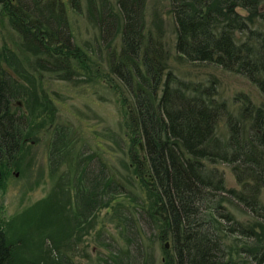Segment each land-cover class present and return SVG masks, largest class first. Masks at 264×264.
I'll return each instance as SVG.
<instances>
[{"label": "trees", "instance_id": "trees-1", "mask_svg": "<svg viewBox=\"0 0 264 264\" xmlns=\"http://www.w3.org/2000/svg\"><path fill=\"white\" fill-rule=\"evenodd\" d=\"M68 3L78 11L79 0ZM144 4L102 0L96 5L89 0L95 40L99 50L105 48L107 67L101 70L72 38L61 0H0V23L6 16L19 36L18 46L32 53L34 69L75 79L94 67L109 82L117 80L120 128L126 137L119 141L144 193L136 194L134 204L126 208L111 204L114 227L125 232L129 242L135 241V249L118 245L114 237L108 243L98 241L105 250L97 264H154L153 244L143 245L139 223L161 243L162 264H264V235L254 228L264 226V207L257 196L264 185V108L243 98L242 106L231 112L225 100L216 97L212 79L177 75L167 66L162 20L155 13L147 25ZM259 5L264 6V0H168L175 58L211 62L240 73L264 94V29L252 26L264 20ZM22 62L17 52L0 46V174L14 162L27 135V114L12 104L25 94L15 86L28 89L15 74L27 83L35 75ZM221 116L226 137L216 132ZM65 133L58 124L48 132L52 170L69 153L63 146ZM78 155L80 162L93 158V152ZM218 162L230 165L239 189L225 186ZM100 171L88 177L79 172L78 180L85 183L80 180L75 192L74 227L121 194L120 181ZM225 202L245 205L258 225L238 222ZM2 224L0 220V264H23L15 261L14 245ZM227 236H236L239 255L247 261L228 252L230 245L223 241ZM53 248L57 256L45 264H74L69 253Z\"/></svg>", "mask_w": 264, "mask_h": 264}, {"label": "rangeland", "instance_id": "rangeland-1", "mask_svg": "<svg viewBox=\"0 0 264 264\" xmlns=\"http://www.w3.org/2000/svg\"><path fill=\"white\" fill-rule=\"evenodd\" d=\"M61 1L72 38L86 50L87 55L92 56L98 68L106 69L105 48L99 50L97 46L96 27L88 12L89 0H79L78 11L70 8L68 0ZM92 1L100 5L102 0ZM107 1L111 5L115 3V0ZM263 7L259 5V10L264 15ZM237 10L244 13L243 9ZM155 13L162 20L168 52L167 66L177 75L188 80L212 79L216 97L225 100L226 107L231 112L242 106L243 98L264 108V94L242 74L211 62L176 59L173 47L174 23L168 11V0H145L144 20L147 25ZM252 26L264 29L263 18ZM117 38L116 35L112 45L117 46ZM18 41V34L5 16L0 23V46H8L17 52L22 63L28 67L27 71L35 74L31 83L15 74L17 80L23 82L28 89L15 86L19 91H25V94L17 96L12 104L27 114L28 129L14 162L6 169L1 168L0 174V220L14 245L15 261L45 264L50 260L49 257L57 256L53 247L58 246L59 250L71 255L74 264H97L100 252L105 250L98 241L108 243L111 237L116 239L118 245L127 246L130 251L131 248L135 249V241L129 242L125 232L120 233L114 227L115 218L111 217L114 212L111 204L118 202L121 207L126 208L134 204L137 195L140 197L144 193L132 174L125 148L121 147L119 141L126 137L120 128L121 107L114 89V82L117 83V80L109 82L104 78L107 76L94 67L75 79L60 77L47 69L37 71L32 66V53L27 48L21 49ZM224 122L225 117L221 116L216 123V132L226 137ZM52 123L65 128L63 146L69 152L66 158L58 161L53 170L47 161L48 132ZM87 152H93V158L83 162L76 160L78 154L84 155ZM216 167L222 172L226 187L239 189L229 164L218 162ZM100 168L101 173L111 174L120 181L121 194H117L118 198L109 201L106 206L98 207L78 227H74L75 204L78 205L75 192L80 180L83 181V178L78 180L79 172L82 171V175L88 177L89 173L99 172ZM257 196L259 204L264 207V185L259 187ZM225 207L241 224L258 225L257 218L251 215L245 205L225 202ZM140 225L139 223L143 245L153 244L154 264H162L161 243L155 242L145 227ZM254 228L261 237L264 235L263 225ZM223 241L230 245L228 252L232 256L247 261V258L239 255L240 242L236 236L223 237ZM165 244L167 246V241Z\"/></svg>", "mask_w": 264, "mask_h": 264}, {"label": "water", "instance_id": "water-1", "mask_svg": "<svg viewBox=\"0 0 264 264\" xmlns=\"http://www.w3.org/2000/svg\"><path fill=\"white\" fill-rule=\"evenodd\" d=\"M78 264H83L82 262H79Z\"/></svg>", "mask_w": 264, "mask_h": 264}]
</instances>
